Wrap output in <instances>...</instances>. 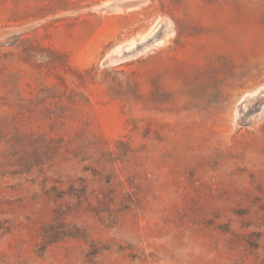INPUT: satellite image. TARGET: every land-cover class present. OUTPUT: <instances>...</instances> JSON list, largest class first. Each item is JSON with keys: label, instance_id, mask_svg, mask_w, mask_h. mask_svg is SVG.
<instances>
[{"label": "rangeland", "instance_id": "374dc122", "mask_svg": "<svg viewBox=\"0 0 264 264\" xmlns=\"http://www.w3.org/2000/svg\"><path fill=\"white\" fill-rule=\"evenodd\" d=\"M0 264H264V0H0Z\"/></svg>", "mask_w": 264, "mask_h": 264}, {"label": "bare ground", "instance_id": "6f19581e", "mask_svg": "<svg viewBox=\"0 0 264 264\" xmlns=\"http://www.w3.org/2000/svg\"><path fill=\"white\" fill-rule=\"evenodd\" d=\"M149 46H150V44H149V45H145V46H143V47H141V48H138V49H136V50H134V51H132V52L137 53V52H139V51H141V50H143V49H146V48L149 47ZM144 51H146V50H144Z\"/></svg>", "mask_w": 264, "mask_h": 264}]
</instances>
